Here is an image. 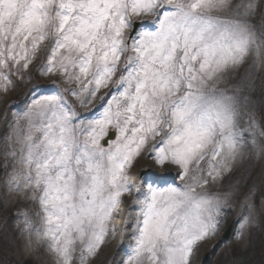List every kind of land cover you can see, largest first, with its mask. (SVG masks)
<instances>
[{"label":"snow or ice","instance_id":"snow-or-ice-1","mask_svg":"<svg viewBox=\"0 0 264 264\" xmlns=\"http://www.w3.org/2000/svg\"><path fill=\"white\" fill-rule=\"evenodd\" d=\"M231 9L226 21L209 15ZM256 15L255 0H0V98L33 78L38 59L50 81L25 93L2 153L0 206L19 193L42 212L41 228L13 213L22 253L35 244L53 264H92L119 236L112 264H204L200 247L228 223L232 197L198 189L238 159L264 158L247 84L217 87L245 62L264 63ZM69 95L93 111L79 113ZM141 158L151 164L133 176ZM251 195L237 239L255 215Z\"/></svg>","mask_w":264,"mask_h":264},{"label":"rangeland","instance_id":"rangeland-1","mask_svg":"<svg viewBox=\"0 0 264 264\" xmlns=\"http://www.w3.org/2000/svg\"><path fill=\"white\" fill-rule=\"evenodd\" d=\"M241 0H232L233 4L240 3ZM257 15L252 17L259 23L260 15L264 14V0H255ZM236 14L235 9H231L225 13L212 12L214 18L226 21L229 17ZM39 56H43V51L39 53ZM39 59L30 66V70L33 74V78L28 80L27 74L25 75V81L22 83L18 79L16 80V88L11 90L6 96L0 98V181L5 178L3 171V156L2 153L5 148V137L9 131V124L13 122L14 114L19 113L26 107L23 102L24 95L29 91L32 84L46 85L50 81L47 78H43L36 71ZM13 79H16L15 77ZM247 84L245 91L246 96L249 98L253 113L256 117L257 123L264 120V63H257L254 67L245 62L239 66L235 71L226 74L224 80H222L217 87L219 89H232L234 87L243 88ZM231 94V93H229ZM67 100L75 105L76 110L81 113H90L93 111L94 106H82L72 96H68ZM16 103L12 105L10 109L6 108V102ZM5 115L8 119L5 121ZM245 127L247 126V120H244ZM17 147H19L17 145ZM132 170L133 176L139 171L142 166V160ZM144 165L151 164V161L143 159ZM23 166L20 164L9 165V171L13 168L20 170ZM171 173H175L177 170L174 167H170ZM155 171L163 172L166 169L156 168ZM262 176H264V158L260 155H256L252 158H245L243 160L238 159L233 163V171L231 173H225L221 181L215 184H209L204 189H198L205 195L215 194L221 195L224 193L229 194L231 199V212L227 216L228 223L221 229L220 235L202 244L200 247V256L204 259V264H263L264 263V215L261 214V208L264 207V182H262ZM243 177V180H241ZM177 183H180L177 181ZM251 191L252 195L250 200L255 202V215L250 217V220L245 223L243 229L242 239L235 238V232L240 227L234 225V221L238 216L243 214L248 216V210L244 207V197ZM133 198V196H126V198ZM126 202V201H125ZM10 207L0 206V264H53V257L51 254L45 252L41 256L35 255V244L33 249L22 253L20 249V238L16 237L15 218L13 213L19 212L27 215L30 223L35 228L42 227L41 221V208L40 205L32 200H25L22 194L14 193L10 198ZM122 211L127 212L123 209ZM5 217H8L5 222ZM118 225L120 221L117 222ZM231 230L230 235L227 237L228 231ZM5 237L11 240L9 243ZM33 240L36 239L35 233H33ZM27 239V236L24 237ZM223 240V243L215 249V255L211 254L212 245L217 244ZM128 241L125 240V244ZM115 247V248H114ZM119 236L112 240L107 247L103 249L98 259L94 260L92 264H105L107 259L112 255L114 259H119ZM256 260H259L256 263Z\"/></svg>","mask_w":264,"mask_h":264},{"label":"bare ground","instance_id":"bare-ground-1","mask_svg":"<svg viewBox=\"0 0 264 264\" xmlns=\"http://www.w3.org/2000/svg\"><path fill=\"white\" fill-rule=\"evenodd\" d=\"M141 161L144 163L143 159H142ZM145 161H146V160H145ZM143 163H142V165H144ZM170 170H171V169H166V170H164V171H168V172H170ZM157 172H160V171H157ZM130 196H131V195H130ZM125 201H126V202L123 204V205H124V208H123V209L127 210V209H128V205L132 203L133 198H129V197H128V198L125 199ZM126 214H127V212H123V211L121 212V216H122V217L125 216ZM119 224H120V223H119ZM114 248H115V247H114ZM113 259H114V258H113V256L111 255L110 258L107 259V262H106L105 264H112Z\"/></svg>","mask_w":264,"mask_h":264},{"label":"water","instance_id":"water-1","mask_svg":"<svg viewBox=\"0 0 264 264\" xmlns=\"http://www.w3.org/2000/svg\"><path fill=\"white\" fill-rule=\"evenodd\" d=\"M230 233H231V230L228 231L227 237L230 235Z\"/></svg>","mask_w":264,"mask_h":264},{"label":"trees","instance_id":"trees-1","mask_svg":"<svg viewBox=\"0 0 264 264\" xmlns=\"http://www.w3.org/2000/svg\"><path fill=\"white\" fill-rule=\"evenodd\" d=\"M259 262V260H256V263H258ZM260 263V262H259ZM264 264V263H263Z\"/></svg>","mask_w":264,"mask_h":264}]
</instances>
